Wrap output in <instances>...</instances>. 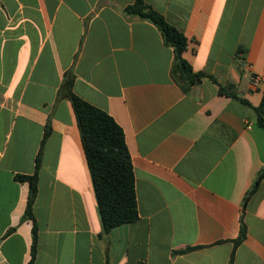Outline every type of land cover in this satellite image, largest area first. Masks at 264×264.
<instances>
[{
	"label": "crops",
	"instance_id": "obj_1",
	"mask_svg": "<svg viewBox=\"0 0 264 264\" xmlns=\"http://www.w3.org/2000/svg\"><path fill=\"white\" fill-rule=\"evenodd\" d=\"M188 38L195 72L264 94V0H144ZM136 0H0V264H29L23 220L42 153L33 214L34 264H264V130L210 78L185 93L173 48ZM252 74L261 83L251 85ZM73 92L122 127L139 219L104 233ZM51 133L42 145L47 125ZM196 247L187 253H175Z\"/></svg>",
	"mask_w": 264,
	"mask_h": 264
},
{
	"label": "trees",
	"instance_id": "obj_2",
	"mask_svg": "<svg viewBox=\"0 0 264 264\" xmlns=\"http://www.w3.org/2000/svg\"><path fill=\"white\" fill-rule=\"evenodd\" d=\"M127 16L136 17L154 24L161 32L166 45L173 48L174 60L171 74L174 81L185 93H189L193 86L203 79L210 78L219 86V93L239 100L250 107L257 116L258 125L264 130V94L259 106H253L247 99L238 96L234 84L222 85L218 80L203 71L195 72L184 58L189 40L176 26L169 23L157 10L144 0L124 9ZM74 77L68 78L67 95L72 102L81 135L92 185L97 200L98 213L104 233L127 223H134L139 219L137 197L135 190V176L131 156L126 144L122 127L106 111L88 103L73 92ZM52 129L47 125L42 145L50 135ZM41 151L36 158L35 172L32 175L18 176V180L29 185V194L23 220L34 222L32 258L29 264L35 263L38 228L35 222L33 207L38 196V178L41 168ZM264 177V168L258 174L253 186L248 190L245 202L259 187ZM247 227L244 217L241 219L240 234L234 240L235 248L228 264H234L235 250L245 240ZM196 247H188L175 253H187Z\"/></svg>",
	"mask_w": 264,
	"mask_h": 264
},
{
	"label": "built area",
	"instance_id": "obj_3",
	"mask_svg": "<svg viewBox=\"0 0 264 264\" xmlns=\"http://www.w3.org/2000/svg\"><path fill=\"white\" fill-rule=\"evenodd\" d=\"M251 85L256 87L261 83V77L257 74H252L251 76Z\"/></svg>",
	"mask_w": 264,
	"mask_h": 264
},
{
	"label": "water",
	"instance_id": "obj_4",
	"mask_svg": "<svg viewBox=\"0 0 264 264\" xmlns=\"http://www.w3.org/2000/svg\"><path fill=\"white\" fill-rule=\"evenodd\" d=\"M238 96H241L240 94Z\"/></svg>",
	"mask_w": 264,
	"mask_h": 264
}]
</instances>
